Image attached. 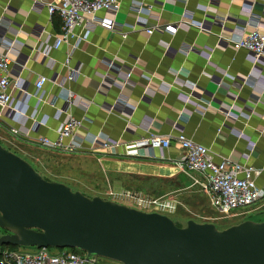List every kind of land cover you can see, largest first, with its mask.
I'll return each instance as SVG.
<instances>
[{
	"label": "crops",
	"instance_id": "0c3cea01",
	"mask_svg": "<svg viewBox=\"0 0 264 264\" xmlns=\"http://www.w3.org/2000/svg\"><path fill=\"white\" fill-rule=\"evenodd\" d=\"M51 1L0 0V53L8 54L11 80L17 79L13 104L27 116L37 108L36 118L44 122L27 136L14 134L11 128L27 131L31 119L16 113L12 120L11 110L4 109L5 138L40 146L39 135L55 138L68 114L81 120L78 134L88 140L170 135L171 147L155 148L153 155L144 145L129 154L123 147L113 153L88 144L71 152L96 158L104 170L168 177L180 173L174 137L183 131L209 147L216 160L228 157L261 170L256 182L264 186V56L256 60L232 46L251 30L253 19L264 25V0H122L117 13L96 15L112 18L118 30L88 21L76 28L86 38H71L52 51L47 67L40 51L62 33L61 18L48 12ZM39 74L60 75L46 83L41 103L34 96ZM70 93L82 102L68 103ZM54 97L55 105L48 103ZM259 203L264 206V197Z\"/></svg>",
	"mask_w": 264,
	"mask_h": 264
},
{
	"label": "water",
	"instance_id": "95a60500",
	"mask_svg": "<svg viewBox=\"0 0 264 264\" xmlns=\"http://www.w3.org/2000/svg\"><path fill=\"white\" fill-rule=\"evenodd\" d=\"M0 227V248H76L122 264H264V220L178 226L166 214L47 180L1 143Z\"/></svg>",
	"mask_w": 264,
	"mask_h": 264
},
{
	"label": "built area",
	"instance_id": "2783aa9c",
	"mask_svg": "<svg viewBox=\"0 0 264 264\" xmlns=\"http://www.w3.org/2000/svg\"><path fill=\"white\" fill-rule=\"evenodd\" d=\"M135 1V0H130ZM122 0H54L47 3V9L50 15L57 14L62 20V33L57 35L51 43L45 45L41 54L44 57V64L52 67L53 58L51 52L60 49L63 44H68L70 39H85V35L79 36L76 28L81 25H87L88 21H95L112 31L119 27L112 18H98L99 11L117 13L121 7ZM137 12H144L143 7L138 6ZM190 19V21L188 20ZM249 25L248 31L241 39L233 42V48L246 49L254 59H260L264 56V25L259 20L253 19ZM191 18H185L184 23L193 24ZM169 30L176 31L177 27L168 26ZM9 56L7 53H0V113L4 109H10L9 118L16 120L14 114L19 113L21 117H30L31 125L27 131H21L19 128H11L14 134H23L27 136L30 130L38 131L44 124L42 120L36 118L37 108L27 116L16 108L13 102L16 100L12 88L17 85V79L11 80L9 73ZM68 59L65 65H68ZM112 65V64H111ZM110 65V66H111ZM71 72V71H70ZM74 73L80 70L74 68ZM131 71H128L126 81L130 78ZM67 78L72 80L74 75L69 73ZM60 75L52 78L44 74H39L34 81V96L39 103L44 102L43 91L46 83L50 80L57 81ZM99 89L107 91V86L101 85ZM67 102L73 104L76 101L82 102L70 93ZM75 96L74 100L71 98ZM57 98V97H56ZM57 100V99H56ZM55 97L48 103L55 105ZM81 120L78 117L68 114L60 123L57 136L52 138L48 135H39L37 142L41 147L66 152H75L84 150L88 145H97L110 152H119L118 148L123 147L124 152L129 154L134 148L142 145L150 148V155H153L155 148L168 149L172 145L170 135H161L150 132L138 141L121 142L110 141L107 139L88 140L87 137L78 134V128ZM175 142L180 148V155L175 160V164L180 172L194 178L199 184L201 190L209 198L211 205L222 215L226 217H237L249 212L250 207H255L257 202L264 197V186L256 182V177L261 170L253 165L232 161L228 157H221L216 160L214 152L206 145L195 141L187 136L183 131L174 137ZM250 147V146H249ZM252 151V147H250ZM110 198L114 201H130L131 207L145 212H159L168 214L175 211L176 206L173 200L167 198H156L142 194H133L129 192L110 193ZM0 264H99V257L95 255L87 256L84 251L74 250L68 247L59 248L57 252H51L49 247H40L35 250L25 251L21 248L5 247L0 249Z\"/></svg>",
	"mask_w": 264,
	"mask_h": 264
},
{
	"label": "rangeland",
	"instance_id": "374dc122",
	"mask_svg": "<svg viewBox=\"0 0 264 264\" xmlns=\"http://www.w3.org/2000/svg\"><path fill=\"white\" fill-rule=\"evenodd\" d=\"M0 143L30 162L45 178L67 184L74 191H80L89 197L100 196L111 199L110 193L129 192L151 197L173 200L175 211L170 216L178 225L186 226L189 220L200 223H214L219 229H225L245 220H264V206L259 203L250 207L244 215L226 217L219 213L210 203L209 198L201 190L194 178L182 172L177 176H142L104 170L96 158L82 156L71 152L47 149L30 145L22 141L5 138L0 132ZM119 203L130 205V201L118 200ZM7 231L0 227V236ZM9 247V245H5ZM3 247V248H5ZM25 251L35 250L36 246H10ZM57 252L60 247H49ZM74 250L81 251L76 248ZM99 257V264H122L112 259Z\"/></svg>",
	"mask_w": 264,
	"mask_h": 264
},
{
	"label": "trees",
	"instance_id": "16d2710c",
	"mask_svg": "<svg viewBox=\"0 0 264 264\" xmlns=\"http://www.w3.org/2000/svg\"><path fill=\"white\" fill-rule=\"evenodd\" d=\"M44 178H45V177H44ZM45 179H47V178H45ZM47 180H49V179H47ZM176 224H177V223H176ZM177 225H178V224H177ZM178 226H180V225H178ZM10 246H12V245H9V247H10ZM3 247H5V246H3ZM3 247H1V248H3ZM1 248H0V249H1Z\"/></svg>",
	"mask_w": 264,
	"mask_h": 264
}]
</instances>
